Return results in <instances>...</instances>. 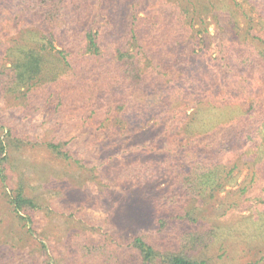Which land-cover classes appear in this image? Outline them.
<instances>
[{"label": "trees", "instance_id": "1", "mask_svg": "<svg viewBox=\"0 0 264 264\" xmlns=\"http://www.w3.org/2000/svg\"><path fill=\"white\" fill-rule=\"evenodd\" d=\"M244 1L257 14V32L251 22L240 27L215 0H0V95L16 110L0 123L3 213L33 237L35 213L61 212L28 193L23 174L15 179L13 152L25 146L45 145L91 180L100 178L97 167L70 152L71 139L27 133L23 120L39 110L96 117L101 124L114 116L138 128L167 121L185 106L184 115L168 123L170 140L162 150L106 167L133 189L164 184L140 205L127 202L128 215L145 227L130 235L115 228L94 240L81 226L70 243L71 263L123 264V253L133 249L136 264H260L264 196L229 226L199 225L198 215L200 204L238 185L241 171L247 182L240 193L264 180V0ZM205 12L218 25L214 33ZM66 209L71 217L83 215ZM19 240L0 244V264H26L21 256L16 260ZM214 246L221 254L210 253ZM39 250L31 264H57L51 245L41 243Z\"/></svg>", "mask_w": 264, "mask_h": 264}, {"label": "rangeland", "instance_id": "2", "mask_svg": "<svg viewBox=\"0 0 264 264\" xmlns=\"http://www.w3.org/2000/svg\"><path fill=\"white\" fill-rule=\"evenodd\" d=\"M215 2L224 8L227 6L235 15L240 27L245 28L251 22L253 31H259L257 14L246 1L215 0ZM202 16L209 32H216L218 25L211 13L205 12ZM2 43H0V65L3 62ZM184 107L176 109L167 121L159 124L149 121L138 128L127 126L124 122L115 120L114 116L101 124L100 118L92 117L84 121L77 119L73 112L52 114L49 109L39 110L31 119L23 120L24 129H27V133L33 135V138L37 136L42 140L50 137L57 140L71 139L70 152L84 158L86 164L97 167L100 178L91 180L87 170L77 166L73 161H64L45 145L25 146L21 151L13 152L18 158V162H15L17 172L13 174L15 179L19 174H23L26 179V191L37 195L44 202L52 201L61 212L35 213L34 228L38 234L34 235L36 237H31L24 229H20V225L15 223L16 219L14 220L12 215L8 212L3 213L5 206L0 202L2 216L0 244L13 236L20 235L16 260L21 256L27 259L26 264H31L30 258L38 253L41 255L42 251L40 252L39 247L41 243H45L53 247L52 254L58 258L57 264H72L69 247L75 232L79 231L81 226L82 231L93 236L94 240L109 237V231H115V228L121 235H130L145 227L147 222L137 219L132 213L128 215L127 202H137L138 199L137 204L140 205L141 200L158 194L164 184L155 182L143 189H133L127 184L117 183L113 171H107L106 167L118 160H129L136 155L158 153L162 150L170 140L165 132L168 123H173L182 117L185 112ZM0 109L2 115L0 123L2 118L10 119L14 116L12 113H16L8 100L1 95ZM245 173L246 171L239 173L237 186L227 185L219 190L213 199L200 204L199 225L229 226L249 214L251 205L259 196H264V180H256L245 192L240 193L239 188L245 184L244 179L247 182ZM68 207L77 208L83 215L73 213L71 217L69 210L66 209ZM63 209H66L64 213ZM92 224L96 227L92 228ZM229 239L232 241V238ZM112 244L114 246V243ZM133 253V249L123 253L122 263L136 264L137 259ZM210 253L217 255L221 254V251L214 246L211 247ZM252 258L255 257L248 259ZM260 264H264V260Z\"/></svg>", "mask_w": 264, "mask_h": 264}]
</instances>
